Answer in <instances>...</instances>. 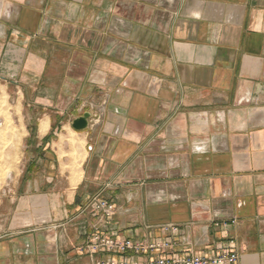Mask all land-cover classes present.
I'll return each instance as SVG.
<instances>
[{
	"label": "crops",
	"instance_id": "1",
	"mask_svg": "<svg viewBox=\"0 0 264 264\" xmlns=\"http://www.w3.org/2000/svg\"><path fill=\"white\" fill-rule=\"evenodd\" d=\"M2 94L22 145L0 264H264V0H0Z\"/></svg>",
	"mask_w": 264,
	"mask_h": 264
},
{
	"label": "built area",
	"instance_id": "2",
	"mask_svg": "<svg viewBox=\"0 0 264 264\" xmlns=\"http://www.w3.org/2000/svg\"><path fill=\"white\" fill-rule=\"evenodd\" d=\"M95 209L102 211L104 215H109L113 212V205L104 201L96 200ZM95 246L105 247L109 250H118L121 252L131 250L134 253H144L148 250H154L159 248V244L155 243H145L141 241H135L131 239L125 240H115L110 237H100L95 235ZM237 260V255L235 252H221L217 255H207V254H187L178 256H164L158 255L151 258L147 264H234ZM94 264H137L129 261L126 258L121 260H98Z\"/></svg>",
	"mask_w": 264,
	"mask_h": 264
},
{
	"label": "rangeland",
	"instance_id": "3",
	"mask_svg": "<svg viewBox=\"0 0 264 264\" xmlns=\"http://www.w3.org/2000/svg\"><path fill=\"white\" fill-rule=\"evenodd\" d=\"M16 119L13 103L0 95V184L14 177L21 161V126Z\"/></svg>",
	"mask_w": 264,
	"mask_h": 264
},
{
	"label": "water",
	"instance_id": "4",
	"mask_svg": "<svg viewBox=\"0 0 264 264\" xmlns=\"http://www.w3.org/2000/svg\"><path fill=\"white\" fill-rule=\"evenodd\" d=\"M89 112H84L81 116L75 118L72 122V126L76 130H83L88 125Z\"/></svg>",
	"mask_w": 264,
	"mask_h": 264
}]
</instances>
